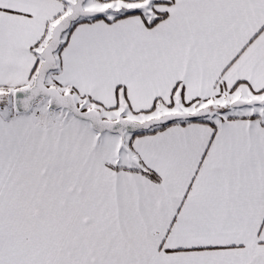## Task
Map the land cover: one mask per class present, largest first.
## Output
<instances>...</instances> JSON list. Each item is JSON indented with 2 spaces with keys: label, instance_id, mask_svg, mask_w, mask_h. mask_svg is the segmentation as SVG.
I'll list each match as a JSON object with an SVG mask.
<instances>
[{
  "label": "snow or ice",
  "instance_id": "6c2138e0",
  "mask_svg": "<svg viewBox=\"0 0 264 264\" xmlns=\"http://www.w3.org/2000/svg\"><path fill=\"white\" fill-rule=\"evenodd\" d=\"M0 264H264V0H0Z\"/></svg>",
  "mask_w": 264,
  "mask_h": 264
}]
</instances>
